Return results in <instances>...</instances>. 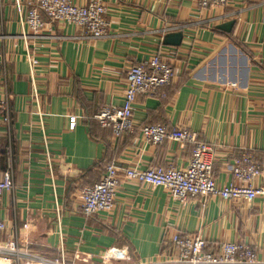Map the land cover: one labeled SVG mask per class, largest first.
<instances>
[{
  "label": "crops",
  "instance_id": "1",
  "mask_svg": "<svg viewBox=\"0 0 264 264\" xmlns=\"http://www.w3.org/2000/svg\"><path fill=\"white\" fill-rule=\"evenodd\" d=\"M29 1L0 0V105L9 109L8 123L0 115V177L10 168L14 179L0 199V240L56 258L60 233L68 264H104L110 250L130 261L109 264H135L173 255L169 242L180 234L201 236L214 254L223 242L249 244L264 263V197L180 203L161 188L122 182L115 208L88 218L79 200L112 163L187 167L192 146H148L141 129L150 125L185 128L213 147L220 188L236 184L232 166L243 155L264 171V0H226L206 10L201 0H104L109 37L96 41L44 19L42 35L28 43L38 61L33 81L19 24ZM230 22L228 31L217 28ZM172 28L169 34L183 35L179 47L163 45L161 32ZM156 52L176 79L156 95L138 96L133 129L116 138L94 115L122 105L127 71Z\"/></svg>",
  "mask_w": 264,
  "mask_h": 264
},
{
  "label": "built area",
  "instance_id": "2",
  "mask_svg": "<svg viewBox=\"0 0 264 264\" xmlns=\"http://www.w3.org/2000/svg\"><path fill=\"white\" fill-rule=\"evenodd\" d=\"M225 3L226 0H201L199 5L206 10ZM17 5H19L18 1ZM27 6L28 11L19 15V24L20 37L26 45L32 81L38 61L30 54L28 43L30 39L42 35L47 26L44 19L78 27L83 30L84 37L92 41L109 37L110 23L107 20L109 10L104 0H90L86 6H78L72 0H30ZM174 30L178 29L162 31L161 35H167ZM175 79L176 70L170 61L159 52L154 53L149 59L143 60L127 71L122 105L102 107L94 115V120L101 127L111 130L114 137H121L133 129L134 105L138 96L156 95L163 88L171 85ZM35 98L37 99V95ZM8 111V104L2 103L0 115H3L5 123L9 122ZM69 123L70 128L74 129L76 118H70ZM141 137L143 143L148 146H158L165 141L180 145L190 144L192 151L187 167L180 170L172 167L142 170L124 168L114 163L108 165L100 181L93 186L84 187L79 194L81 212L86 218L112 211L122 182H135L149 188H161L172 200L180 203L189 199L213 197L225 202L242 201L250 204L257 198L264 197V171L257 167L251 156L243 155L234 160L232 173L236 184L220 188L216 185L213 176L214 149L200 142L195 133L185 128L168 129L163 125H150L141 129ZM2 158L3 153L0 148V159ZM13 188V173L9 168L0 177V199ZM22 228L28 229V225ZM5 231L6 225L0 219V235ZM59 238L56 258L46 257L21 246L17 239L0 240V264H68L60 233ZM169 243L174 248L173 255L162 254L151 261L135 264H264L258 260L249 244L223 242L219 245L218 252L214 254L207 251V242L201 236L177 234ZM113 260L130 261L112 250L104 253L102 257L104 264H109Z\"/></svg>",
  "mask_w": 264,
  "mask_h": 264
},
{
  "label": "water",
  "instance_id": "3",
  "mask_svg": "<svg viewBox=\"0 0 264 264\" xmlns=\"http://www.w3.org/2000/svg\"><path fill=\"white\" fill-rule=\"evenodd\" d=\"M233 25L232 22L217 27L219 30L228 31ZM183 35L181 33L168 34L163 38V45L179 47L181 46Z\"/></svg>",
  "mask_w": 264,
  "mask_h": 264
},
{
  "label": "trees",
  "instance_id": "4",
  "mask_svg": "<svg viewBox=\"0 0 264 264\" xmlns=\"http://www.w3.org/2000/svg\"><path fill=\"white\" fill-rule=\"evenodd\" d=\"M91 186H93V185H91Z\"/></svg>",
  "mask_w": 264,
  "mask_h": 264
}]
</instances>
